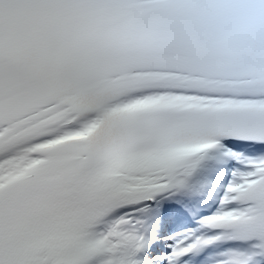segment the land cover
<instances>
[{
    "label": "snow or ice",
    "instance_id": "6c2138e0",
    "mask_svg": "<svg viewBox=\"0 0 264 264\" xmlns=\"http://www.w3.org/2000/svg\"><path fill=\"white\" fill-rule=\"evenodd\" d=\"M177 198L197 227L150 231ZM219 245L264 264V0H0V264Z\"/></svg>",
    "mask_w": 264,
    "mask_h": 264
},
{
    "label": "bare ground",
    "instance_id": "6f19581e",
    "mask_svg": "<svg viewBox=\"0 0 264 264\" xmlns=\"http://www.w3.org/2000/svg\"><path fill=\"white\" fill-rule=\"evenodd\" d=\"M200 200V199H199ZM197 201L190 199H183L179 200V198L175 200H165L163 202V207L159 208L157 210H154L151 218L149 220V224L151 225L150 231L152 232H160V226L163 223V218L165 216H168V214H171L170 216L167 217L168 221L172 217H177L179 218L181 216V208L180 205L182 206H192L195 205ZM205 208V207H202ZM155 243V242H154Z\"/></svg>",
    "mask_w": 264,
    "mask_h": 264
},
{
    "label": "rangeland",
    "instance_id": "374dc122",
    "mask_svg": "<svg viewBox=\"0 0 264 264\" xmlns=\"http://www.w3.org/2000/svg\"><path fill=\"white\" fill-rule=\"evenodd\" d=\"M162 225H163V224H162ZM162 225H161V227H162ZM161 227H160V228H161ZM159 233H160V234H168L167 232H161V231H160ZM169 236H174V234H173V233H172V234H169Z\"/></svg>",
    "mask_w": 264,
    "mask_h": 264
}]
</instances>
